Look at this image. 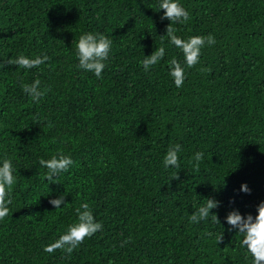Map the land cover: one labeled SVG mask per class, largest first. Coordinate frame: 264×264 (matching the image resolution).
I'll return each mask as SVG.
<instances>
[{"label": "trees", "instance_id": "16d2710c", "mask_svg": "<svg viewBox=\"0 0 264 264\" xmlns=\"http://www.w3.org/2000/svg\"><path fill=\"white\" fill-rule=\"evenodd\" d=\"M179 2L188 19L172 22L175 34L215 42L176 87L168 65L183 53L159 0H0V158L15 167L0 264H251L224 217L255 216L264 200V0ZM86 31L112 41L100 78L77 67ZM158 47L164 56L145 71L139 61ZM41 53L49 60L33 69L6 62ZM37 78L45 92L32 101L22 85ZM176 143L179 166L165 168ZM58 152L73 164L48 182L39 161ZM209 196L221 223L214 213L189 222ZM82 201L102 227L71 253L45 251Z\"/></svg>", "mask_w": 264, "mask_h": 264}, {"label": "clouds", "instance_id": "9594fccd", "mask_svg": "<svg viewBox=\"0 0 264 264\" xmlns=\"http://www.w3.org/2000/svg\"><path fill=\"white\" fill-rule=\"evenodd\" d=\"M163 9L162 18H167L171 21L166 25V34L169 37V42L175 45L177 49L183 53V64L175 57L171 58L168 65V74L172 77V82L176 87H180L186 76L184 72L185 66L195 65L201 55L202 47L215 42L211 33L207 35L198 34L191 35L187 38H182L175 34V29L172 26L173 21L182 22L188 19L187 9L179 2V0H159V10ZM163 36V35H162ZM111 38L101 32L86 31L83 32L75 45V54L77 57V67L92 72L97 78L102 76V70L106 67L105 61L109 58L111 51ZM165 54L163 47L155 48L151 54L145 55L139 63L145 71L150 70V66L156 64ZM49 60L46 53H41L36 56H28L19 54L14 58L11 56L7 59V63L22 66L24 69H33L44 64ZM41 81L33 79L30 83L22 85V90L32 101H39L44 95L45 89L41 86ZM181 150L180 143H176L168 147L163 164L167 168L169 166L178 167V153ZM196 162H199L203 156L201 151H196L194 154ZM40 165L46 169L44 179L48 182L58 181L59 173L67 171L73 164V159L70 155L58 152L49 156L47 159L41 158ZM15 167L13 162L7 158H0V217L7 214L8 196L6 186L13 182ZM240 190L249 192L251 189L246 182H241ZM65 193H61L50 199V203L60 207L64 204ZM204 198V197H203ZM205 203L201 204L189 216L188 221L196 223L209 217L210 214L213 222H220L217 214L212 209L216 208L219 201L214 197L204 198ZM78 222L68 226L65 232H62L51 244L45 245V251H52L54 248H63L67 253H71L74 247L81 242L86 236H91L101 227L99 220L95 219L93 213L86 201H82L77 209ZM226 223L236 232L243 233L240 240L241 246L246 253L251 254V264H264V200H261L256 205V214L242 215L238 209L230 210L224 217ZM109 264H112L111 259Z\"/></svg>", "mask_w": 264, "mask_h": 264}]
</instances>
